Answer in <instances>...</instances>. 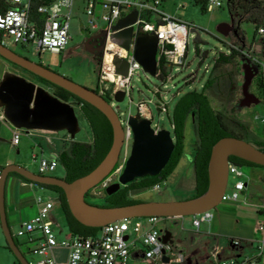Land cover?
I'll return each instance as SVG.
<instances>
[{
    "label": "rangeland",
    "instance_id": "rangeland-1",
    "mask_svg": "<svg viewBox=\"0 0 264 264\" xmlns=\"http://www.w3.org/2000/svg\"><path fill=\"white\" fill-rule=\"evenodd\" d=\"M219 1L222 7L205 12L201 6L195 4L194 0H164V10L172 17L191 25V29L196 28L199 37L196 41V34L190 33L188 55L184 66L171 67L166 80L147 75L142 70L137 71L130 84L132 88L130 94L122 102L109 101L116 110L124 128H126L130 116L139 115L141 119L144 118L143 115L139 114V105L143 104L152 117V127L170 131L174 138L170 120L176 104L190 92H203L207 83L213 79L214 85L205 92L215 111L222 116L223 122L230 130L242 136L245 141L252 145L256 142H264V125L256 120V116L264 115V102L257 90L255 77L249 85L248 92L255 96L259 103L249 106L242 105L245 99L246 67L250 73H255L256 68L249 63L247 58H242L236 59L231 65L222 66L215 70V61L221 53L229 54L231 47L239 50L243 45L241 43L236 45L235 34L233 33L226 37L221 35L219 33L221 24H233L235 29L239 27L244 32V53L264 59V42L261 40L259 32L256 34L253 25L242 24L240 26L238 18L232 17L228 0ZM80 6L81 4L77 1L73 11V19L70 22L73 40L61 54L46 52L39 55L31 46L22 47L10 42H7V46L18 55L33 62L41 63L45 67L57 69L75 83L92 91H97L101 71L99 57L84 48L78 47L89 36L96 35L99 31L84 30L87 28L90 30L89 19L83 14ZM78 7L80 10H77ZM99 27L101 29L103 25L99 24ZM1 59L7 63L8 71L24 77L28 81H33L31 77L24 75L21 70L15 69L8 61ZM35 84L54 95L55 91L51 87L39 83ZM0 110L2 111V109ZM75 111L80 131L73 140L65 131L52 133L19 130L20 143L18 146H13L11 140L15 128L7 121H0V169L6 167L7 163H11L38 174L39 160L42 158L48 159L53 154H58L62 149L69 148L72 141L92 143L91 129L78 105H75ZM132 145L133 141L127 147H123L114 174L90 192L88 200L93 205H108L106 189L103 188V185L107 183L110 186L118 181L124 170L125 162L130 156ZM198 145L196 122L191 116L186 123L184 155L174 173L161 183L159 190L151 188L132 191L129 198L140 202L161 203L193 198L196 194L193 161ZM34 155L37 156L36 161L33 158ZM47 176L63 178L65 169L60 165L54 173H49ZM22 181L18 176H10L7 180L5 199L7 215H9L8 221L12 235L22 253L30 264H37L43 257L31 253L29 249H32L33 246L25 244L26 240L19 238L18 235L22 231L23 223L33 216V211L37 208V198L42 196L57 203L58 194L39 186H29V184L24 186ZM234 183L235 180L230 178L228 195L234 193L232 191ZM224 203L222 202L213 210L212 214L214 215ZM54 216L66 234L68 232L67 223L64 212L58 203L54 210ZM207 225V222L204 223L200 232H197L192 225V217L165 219L160 223L162 229L172 234L175 255H182L185 258H190L194 251L206 245L202 235ZM6 246V239L0 224V264H18ZM208 246V251H211L212 245L209 244ZM196 258H201V253Z\"/></svg>",
    "mask_w": 264,
    "mask_h": 264
},
{
    "label": "built area",
    "instance_id": "built-area-1",
    "mask_svg": "<svg viewBox=\"0 0 264 264\" xmlns=\"http://www.w3.org/2000/svg\"><path fill=\"white\" fill-rule=\"evenodd\" d=\"M77 1L81 4L83 14L89 19L90 30L88 28L84 30L99 31L106 36L104 51L98 56L101 68L98 87L100 96L114 100V95L118 91H124L125 97L132 91L130 87L132 78L137 71H144L134 55L139 34L157 36L158 67L160 62L168 68L184 66L188 55L191 25L168 14L163 7L164 0H0V43L6 47L7 42L22 47L31 46L39 55L46 52L61 54L73 40L70 22ZM80 7L77 10H80ZM217 7H222L219 0H208L207 11ZM133 11L138 13V17L132 26L130 49L126 50L113 38L115 33L113 27ZM99 24L103 25L101 29ZM258 32L264 37V28ZM244 54L248 61L258 66V73L264 86V59L249 53ZM116 58L129 63L127 76L116 73L114 64ZM262 100L264 102V89ZM139 114L152 122V117L143 104L139 105ZM256 120L264 125V115L256 116ZM0 121H6L3 111H0ZM154 130L157 133L160 129L157 127ZM124 132L123 147H127L133 141V132L128 122ZM11 143L13 146L19 145V130L15 129L13 132ZM33 158L37 160L36 155ZM59 166L58 156L42 158L39 160L38 174L47 176L54 173ZM230 178L235 180L232 195H228ZM246 178L244 167L230 164L229 181L222 202L235 201L236 192L245 188ZM108 185L105 183L103 188L106 189ZM160 188L161 184H158L152 189ZM57 203L61 208L59 201ZM57 203L42 196L38 197L37 214L23 223L22 231L18 235L19 238L26 240L25 244L33 246L29 249L31 253L43 257L37 264H185L184 256H176L174 253L172 236L168 243L162 241L167 230L162 229L160 223L165 218L125 219L99 228L96 236L83 239L73 235L69 230L66 234L59 228L56 230L59 227L54 216ZM212 219V211L192 216V225L200 232L202 225ZM259 231L264 234V226L259 227ZM233 243L239 244L237 241ZM55 250L68 251L67 261H57L52 255ZM164 256L169 259L168 263L164 262ZM263 256L262 237L256 241L252 256L219 264H260Z\"/></svg>",
    "mask_w": 264,
    "mask_h": 264
},
{
    "label": "water",
    "instance_id": "water-1",
    "mask_svg": "<svg viewBox=\"0 0 264 264\" xmlns=\"http://www.w3.org/2000/svg\"><path fill=\"white\" fill-rule=\"evenodd\" d=\"M138 13L121 19L113 27V38L123 48L130 49L133 36V25ZM190 33H198L196 28ZM219 33L228 36L237 34L233 24H221ZM105 35V33H103ZM90 38L87 43L94 46ZM158 38L155 35L139 34L136 39L135 59L141 64L146 74L157 77ZM88 51L98 55L94 49ZM0 57L48 82L62 88L78 99L89 103L98 109L109 120L113 129V144L104 160L89 174L73 182L54 176H42L17 165L10 164L0 173V224L6 239L7 247L18 264H30L20 250L12 235L6 209V184L10 174H17L22 178L43 186L61 188L66 196L70 211L74 218L82 225L90 228H103L109 224L132 218L159 217L165 219L192 217L215 210L221 203L229 181L230 158L237 157L250 163L264 167V151L251 143L236 137H226L218 141L212 148L209 162V188L201 196L176 202H139L128 206L100 207L87 202L86 195L110 178L120 161L124 146L125 132L122 122L111 104L96 91L83 87L69 78L52 71L30 59L20 56L10 48L0 43ZM116 73L127 76L129 63L121 58L115 59ZM258 74L250 73L246 67L244 101L242 105L258 104L259 100L248 92L252 79ZM125 99V92L118 91L114 95L116 102ZM78 106L80 103L77 104ZM0 109L6 121L17 130L67 132L73 140L79 133V121L75 105L66 103L50 94L44 88L28 81L26 78L7 71L0 79ZM128 125L133 132V145L129 158L125 162L122 174L116 183L106 188L107 195L117 193L122 187L129 185L136 179L147 176H158L167 166L175 149L174 138L170 131L152 128L148 119H139L137 116L128 118ZM172 234L166 232L162 241L169 242ZM163 254L165 251H162ZM164 262L169 259L164 256Z\"/></svg>",
    "mask_w": 264,
    "mask_h": 264
},
{
    "label": "trees",
    "instance_id": "trees-1",
    "mask_svg": "<svg viewBox=\"0 0 264 264\" xmlns=\"http://www.w3.org/2000/svg\"><path fill=\"white\" fill-rule=\"evenodd\" d=\"M194 2L196 5L201 6L203 11L207 12L206 5L208 0H194ZM228 5L232 17L236 16L238 18L240 26L242 24H251L255 27L256 34H258L259 29L264 28V0H228ZM236 30L237 34L234 36L236 45L238 46L240 43L243 45L239 50L231 47L229 54L221 53L215 61V70L222 66L231 65L236 59L246 58L245 54L243 53L245 52V34L239 27ZM261 40L264 42L263 36H261ZM249 63L258 70V66L255 63H252L251 61H249ZM169 71L170 68L166 67L160 62L157 77L161 80H166L169 76ZM31 75L37 78L39 82L52 87L55 91L54 96L63 102L72 103L73 100H77L81 104L80 109L84 118L89 124L93 135V141L92 143H80L72 141L69 148L63 149L59 153L58 159L60 165H62L65 169L64 179L67 182H73L83 176H86L104 160L112 147L113 129L109 120L98 109L89 103L78 99L70 92L59 88L32 73ZM254 80L260 96L263 97L264 86L259 73L255 76ZM213 85L214 81L211 79L207 83L203 92H190L183 96L176 104L170 120L174 134L175 149L167 166L161 171V173L155 177L147 176L145 178L136 179L128 186L121 188L117 193L111 196L107 195L105 190L106 201L108 202V205L100 207L128 206L139 203L140 201L129 198L130 192L151 189L155 185L166 181L174 173L183 158L185 150L186 123L188 118L191 116L196 122L199 139V145L193 161L196 189V194L194 197L201 196L208 190L209 162L213 146L218 141L226 137H236L244 140L242 136L237 135L229 129V127L223 122L222 116L218 114L213 108L205 92ZM96 93H98V90ZM105 99L108 102L110 101L108 97ZM137 117L141 119L139 115ZM253 145L264 151L263 141L256 142ZM230 161L231 164L239 167H256L264 169L263 166L250 163L237 157H231ZM10 176H18L26 183L33 184L41 188H46L57 193L58 201L64 212L68 230L73 235L86 239L94 237L98 234L100 229L86 227L74 218L70 211L65 193L61 188L38 185L22 178L17 174H10ZM90 192L86 195V200L88 203L92 204L88 200ZM6 249L9 250L7 246Z\"/></svg>",
    "mask_w": 264,
    "mask_h": 264
},
{
    "label": "crops",
    "instance_id": "crops-1",
    "mask_svg": "<svg viewBox=\"0 0 264 264\" xmlns=\"http://www.w3.org/2000/svg\"><path fill=\"white\" fill-rule=\"evenodd\" d=\"M1 58L0 79L8 71L7 63ZM59 153H55L51 157L58 156ZM244 168L247 175V178L244 179L245 188L236 192L237 199L235 201H227L217 209L213 219L207 222L208 225L203 231L202 238L206 245L194 251L190 258L184 257L185 264H219L223 261L247 258L254 254L256 241L259 238H264V234L259 231V227L264 226V169ZM22 182L24 186L29 184ZM32 185L29 184V186ZM232 191L234 192V190ZM36 214L37 208L32 215ZM57 224L59 227L56 226V230L58 231L59 228L61 232H64L59 221ZM235 241L239 244L235 245L233 243ZM209 244L212 245L211 251H208ZM200 253L201 258H196ZM52 255L57 261L65 262L68 258V251L55 250ZM260 264H264V256Z\"/></svg>",
    "mask_w": 264,
    "mask_h": 264
},
{
    "label": "flooded vegetation",
    "instance_id": "flooded-vegetation-1",
    "mask_svg": "<svg viewBox=\"0 0 264 264\" xmlns=\"http://www.w3.org/2000/svg\"><path fill=\"white\" fill-rule=\"evenodd\" d=\"M90 38H94V39H92V43H93V45L94 46H90L91 44H88L87 43V41L90 39ZM105 38H106V36L103 34V33H98V34H96V35H91V36H89L88 38H87V40L85 41V42H83L81 45H79V47L78 48H84V49H88V48H91V49H94L95 50V52H97L98 53V55H96L97 57L98 56H100L102 53H103V51H104V46H105ZM73 50H75V49H73ZM32 61V60H31ZM35 63H38V62H35ZM11 65H13V67L15 68V69H17V70H21L22 72H23V74L24 75H27V76H29V77H31L32 79H33V83H39V84H42V85H44V86H47V85H45V84H43V83H41V82H39V80L37 79V78H35L34 76H32L31 75V73L30 72H28V71H26V70H24V69H22V68H20V67H18V66H16V65H14V64H12V63H10ZM38 64H40V65H42L41 63H38ZM44 66V65H43ZM45 67V66H44ZM48 68V67H47ZM49 69H51V68H49ZM52 71H54V72H57L58 74H60V75H63V74H61L60 73V71L59 70H57V69H51ZM64 76V75H63ZM48 87H50V86H48ZM52 88V87H51ZM53 89V88H52ZM79 102L77 101V100H73L72 101V104H74V105H77ZM116 183V182H115ZM128 186V185H127ZM126 187V186H125ZM122 188H124V187H122Z\"/></svg>",
    "mask_w": 264,
    "mask_h": 264
}]
</instances>
